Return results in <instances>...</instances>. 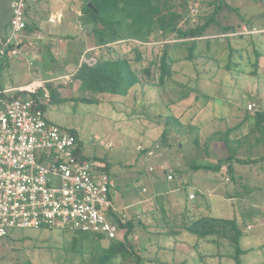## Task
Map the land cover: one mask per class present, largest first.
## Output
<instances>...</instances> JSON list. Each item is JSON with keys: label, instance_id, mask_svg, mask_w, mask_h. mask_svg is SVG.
<instances>
[{"label": "rangeland", "instance_id": "374dc122", "mask_svg": "<svg viewBox=\"0 0 264 264\" xmlns=\"http://www.w3.org/2000/svg\"><path fill=\"white\" fill-rule=\"evenodd\" d=\"M169 1L182 15L179 26L183 28L214 18L206 30L213 38L210 46L205 39L199 43L197 51L202 53L194 60L184 59L188 53L185 47L170 48L177 61L172 64V77L164 84L158 83L157 68L152 77L145 69L160 54V40L173 43L178 39L175 32L163 39L153 35L148 43L125 41L88 54L97 56L95 65L101 57L130 59L142 82L128 95L123 88L106 93L81 81L82 88L75 90L73 84L69 92H74L61 101L48 99L45 88L37 96L48 117L64 130L77 133V156L96 163L98 172L110 174L112 198L121 210L159 194L158 208L152 209L147 221L155 224L159 220L161 226L144 225L146 220L142 213L138 215L137 207L125 208L134 224L128 239L131 248L126 256H110L104 264H138V256L139 264H154L156 257L171 258L181 246L173 241L178 236L158 230L184 226L192 216L186 209L190 192L205 200L199 211L203 216L236 219L240 246L246 251L241 264H264V126L257 125V112L247 110L250 102L257 104L258 111L264 110V0ZM83 2L71 0V5L63 8L60 0H28L29 10L40 14L44 27L68 29L71 37L66 35L60 49L46 44L41 50L47 55L44 60L25 50L0 55V86L7 72L19 83L54 77L50 71L55 67L62 74L80 67L82 53L98 43L93 25L79 14ZM60 10L65 15L63 21L50 22V14ZM32 19L28 17L29 27L34 24ZM224 31L237 33L226 36ZM63 82L49 81L45 87L53 94V85L68 89L69 84ZM17 93L12 89L9 95ZM231 160L233 171L227 164ZM194 164H223L228 170L197 171L191 168ZM167 169L177 171L174 181L168 180ZM219 202L227 209L218 208L215 204ZM250 224L253 228L248 229ZM99 237L63 227H14L0 236V264H101L111 240Z\"/></svg>", "mask_w": 264, "mask_h": 264}, {"label": "built area", "instance_id": "2783aa9c", "mask_svg": "<svg viewBox=\"0 0 264 264\" xmlns=\"http://www.w3.org/2000/svg\"><path fill=\"white\" fill-rule=\"evenodd\" d=\"M27 5L28 0H11L10 32L0 54H18L16 37L27 27ZM61 17L54 15L50 21ZM99 48L82 53L80 66L95 65L97 56L88 54ZM51 80L36 79L21 86L19 95L0 90V236L14 227H63L124 241L129 216L117 211L110 174L78 157V138L50 121L33 97ZM247 109L256 110L257 104L250 102ZM173 178L169 173L168 179ZM189 197L196 194L190 192Z\"/></svg>", "mask_w": 264, "mask_h": 264}, {"label": "trees", "instance_id": "16d2710c", "mask_svg": "<svg viewBox=\"0 0 264 264\" xmlns=\"http://www.w3.org/2000/svg\"><path fill=\"white\" fill-rule=\"evenodd\" d=\"M81 16L86 17L88 22L93 25L92 31L98 42L96 46L109 49L111 45L116 43L136 41L144 44L148 43L150 37L153 35H160L163 39V37H167L171 32L177 33L178 39L173 43L169 40H160L163 43L160 54L154 58L152 65L145 69L146 75L149 77L153 76L154 68L159 70L158 83L160 85L172 77V73L174 72L172 64L177 61V57H174L175 53H171L170 48L185 47L188 53L184 56V59L194 60L196 56L202 53L201 51H197L199 43L205 39L204 41L210 46L213 38L211 35L206 34V30L214 18L203 25L183 28L179 26L182 15L174 9V4L169 0H84L81 7ZM231 33H237V31H224L222 34L228 36ZM240 34L242 35V33ZM137 58L140 59L141 56L137 54ZM74 78L80 79L82 84L90 89L96 90L99 86V91L102 92L117 93L120 88H123L122 92L124 95H128L129 91L136 84L142 82V78L132 68L130 59L121 56L111 59L101 57L95 67L82 64L77 69ZM19 94L21 93L18 92L15 95ZM33 97L44 110L45 106L40 102L37 94ZM255 118L257 125L263 123L264 126V110L257 111ZM71 133L79 141L77 133ZM223 164L220 167L219 165L212 166L208 164L196 166L199 169L207 168L217 171L220 170ZM227 164L230 166V171H233V160ZM127 226L125 240H111L107 248L109 252L100 258L101 264H104L110 256L118 258L119 256L124 257L128 254L131 248V243L128 239L134 228V224L129 220ZM218 227L227 233L228 241L235 249L233 257L236 264H241V255L245 250L240 246L241 230L237 225L236 219L221 220L216 224L208 223L207 221L198 222L194 226V229H204L200 235L205 236L214 233V230ZM98 236H100L99 239L103 238L102 235ZM139 258L138 256V264L141 260Z\"/></svg>", "mask_w": 264, "mask_h": 264}, {"label": "crops", "instance_id": "0c3cea01", "mask_svg": "<svg viewBox=\"0 0 264 264\" xmlns=\"http://www.w3.org/2000/svg\"><path fill=\"white\" fill-rule=\"evenodd\" d=\"M60 1L63 3L62 5L63 8H65V6L69 7L71 5V0H60ZM10 2L11 0H0V48L2 47L3 39H5L9 35V32H10L9 26H10V20L12 18V9L10 6ZM28 6L29 5H27V9H26L27 27L16 37V40L18 42L17 47H18L19 53L22 50H25L26 54L35 53L39 59L44 60L47 57V55L45 54L46 56H44V54L41 53V50L47 48L46 44L51 45L52 47L51 49L53 50L60 49L64 40H66L67 37H71L69 33L70 30L62 28V30L56 31L54 29H49L48 27H44L41 24L42 22L40 21L41 19L40 14L38 12L31 13ZM73 10H74L73 8H70V11H73ZM60 14L62 15L60 21L62 22L65 16L62 10L52 12L48 20L50 21V18L52 16L60 15ZM29 16L33 18L32 20H34V24L31 27H29L30 26V23L28 20ZM60 21H57V22H60ZM53 23H56V22H53ZM66 35L68 36L66 37ZM42 44H44V48H42L41 46ZM0 67H1V64H0ZM76 71H73L70 73L64 72L62 74L60 73V70H57V68L55 67L54 69L50 71L54 77H51V78L37 77V78L32 79L31 81L19 82V83H16L12 79L11 73L9 72L8 74L7 72L6 76H4L2 79L3 85L0 86V90L18 89L19 87L27 85L28 83L36 79H54V81L60 79V80H64L63 83L65 85L69 84V86H67L68 89L64 88L62 84L58 86L53 85V88H54L53 94H51L50 90L46 87H45V90H46L45 94L49 93V99L55 98L61 101L65 96L69 97L74 92V91L69 92V88L72 87L73 84L75 86V90L77 89V87L79 88V86H81V80L74 78ZM1 77H2V70L0 69V78ZM59 77H64V78H59ZM76 81H79V83L77 84ZM62 90H65V93H63ZM39 93L40 91L38 92V94ZM23 94L29 96L28 93H23ZM50 94L52 97L50 96ZM248 111L257 112L258 109L254 111H251V110H248ZM45 112H46V109H45ZM48 119L52 122L59 124L58 122L51 119L50 117H48ZM196 165L198 164L192 165L191 168L193 170L200 171L201 169L197 168ZM223 167L220 168V170L221 169L223 170ZM166 171H168V175L169 173H173L174 178L168 179V180L174 181L176 179V176L178 175L177 171L175 170V172H173L171 169H167ZM158 195L159 194H153V195L147 196L145 197V199L137 202L135 205L132 204L128 206V207H134V206L137 207L136 212L139 213L138 215L142 213L141 214L142 217L146 220V223H144V225L152 226L153 224L155 226L156 225L161 226V222L159 220L155 224L147 221L148 218L151 217L150 212L152 211V209L158 208L157 206H155V204L159 202V201H156L158 198ZM188 198L190 200V206L187 207L186 209L190 210V213L192 216L186 220L184 226L183 227L179 226L177 230H168V231L158 230L159 233L171 234V236L173 237L178 236V238H173V241L181 243L180 248L174 252L171 258H168L167 260L165 259L163 260L162 258L156 257L153 260L154 261L153 263L154 264H236V261L233 257L235 249L229 243L228 238H227V233L220 229L221 228L220 225H219L220 228L218 227L216 230H214V233L208 234L205 236L200 235V233H203L204 229L202 228L194 229V226L198 222L207 221L208 223L216 224L220 222L221 220H227V219L231 220L232 218H227V217H222V216H203L199 211L201 208H203L205 200L202 199V201H200L197 199V196L194 199H191L189 196ZM172 201H176V199H172ZM114 203H115V200H114ZM177 205L179 204L177 203ZM215 205L222 210L227 209V207H225V205L221 202L216 203ZM115 206L117 208V211L119 212H125L124 211L125 208H128V207H125L124 209L121 210V208L118 205L115 204ZM129 220H131L130 217H129ZM163 225L165 226V224ZM250 226L251 227L249 228V225H248V229L253 228L251 224ZM244 253H246V251Z\"/></svg>", "mask_w": 264, "mask_h": 264}]
</instances>
